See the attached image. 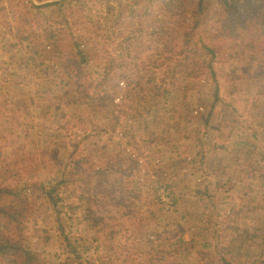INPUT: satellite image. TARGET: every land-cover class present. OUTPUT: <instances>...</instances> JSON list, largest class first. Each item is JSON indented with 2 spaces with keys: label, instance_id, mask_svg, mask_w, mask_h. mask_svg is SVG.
I'll list each match as a JSON object with an SVG mask.
<instances>
[{
  "label": "trees",
  "instance_id": "1",
  "mask_svg": "<svg viewBox=\"0 0 264 264\" xmlns=\"http://www.w3.org/2000/svg\"><path fill=\"white\" fill-rule=\"evenodd\" d=\"M105 5L111 15L117 12L115 19L118 20L122 13L129 11L128 27L125 33H118L120 37L123 35L122 41L118 43V48L113 47L112 50L105 43L112 32L92 17H78L79 22L67 0L40 4L34 0H0V25L21 33L23 40L30 39L36 45L48 48L56 62L65 69L73 91L90 101L96 113L106 117L104 125L99 128L90 132L82 128L80 141L100 138L117 128L120 118L111 109L107 110L105 104L110 101L119 105V102L114 103L115 94L123 88L118 80L114 81L118 73H127L125 91L120 92L123 99H120L121 105L127 107V112L132 111L129 117L138 119L140 131L145 129L149 139L159 119L155 118L150 123L145 114L154 102H159L167 83L182 92L185 106L191 94L209 83L215 87V103L221 100L217 65L221 67L219 70L229 65L227 69L233 74L234 90L251 82L254 88H250L248 93L256 92L258 97L264 98V0H106ZM53 7L58 12H55L56 16H62V19L55 28H45L44 22L49 21L51 16L44 14L43 8ZM137 48L140 50L137 51ZM93 60L103 63L104 72L98 74L97 79L84 80L82 73L88 75ZM157 78L167 82L164 87L157 85ZM160 114L165 116L166 111ZM210 117L211 111L205 122ZM32 119L10 111L7 104L0 108V143L11 147L10 152H17L16 148L23 152L18 155L21 159L16 163L9 161L8 151L0 146V264H47L37 250L28 248L22 242L26 239L22 233L23 221L29 211L25 192L31 188L40 191L39 197L45 198L57 211L55 226L60 245L73 256L76 264L180 263L174 260L172 251L159 252L148 238L145 240L148 246H140L144 242L143 229L149 216L136 218L132 208L135 202L123 191L120 192L122 197L115 196L117 182L120 189L131 180H126V169L112 162L109 156L100 160H93L87 155L72 156L68 162H53L55 165L49 167L44 179L35 174L38 168L25 155L29 151L24 145L30 131L35 128ZM61 127L65 131L64 136L75 134L67 128V124ZM160 134L164 138L163 129ZM40 135L49 143L55 141L51 133L41 132ZM149 141L157 142L156 138ZM246 165L249 164L243 167ZM247 171L246 174L250 172ZM15 172L27 179L9 185L8 181ZM208 184L205 177L204 195L213 199L208 192ZM136 193L135 199L139 198ZM246 196L249 200L253 199L251 195ZM60 207L64 209L60 211ZM119 209L122 213L116 215ZM214 213L215 216H224L220 222L226 228L239 230L236 205L227 214L216 210ZM234 220L237 225H230V221ZM83 223L92 227L94 237L82 233L80 226ZM131 225L139 231L138 234L131 230ZM13 229L20 234L15 235ZM2 230L5 235L9 231L12 233L5 236ZM222 230L213 225L198 231L205 237V241L200 240L202 246L197 249L198 255L212 257L216 264H235L229 258L231 252L224 248ZM120 232L123 235L118 237ZM127 233L136 243L129 248L130 251H127V243L122 239L127 238ZM250 236L259 239L264 247V227H259ZM212 240L213 249L210 247ZM178 243L180 246L187 244L183 237L178 238Z\"/></svg>",
  "mask_w": 264,
  "mask_h": 264
},
{
  "label": "rangeland",
  "instance_id": "2",
  "mask_svg": "<svg viewBox=\"0 0 264 264\" xmlns=\"http://www.w3.org/2000/svg\"><path fill=\"white\" fill-rule=\"evenodd\" d=\"M50 1L55 0H34L36 4ZM67 3L74 8L77 20L84 19V16L85 19L92 17L101 21L112 32L105 43L110 50L118 48L123 38L118 33H125L129 11L122 13L118 20L115 19L117 12L112 15L108 13L106 0H67ZM43 11L51 16L49 21L44 22L45 28H55L62 16H56L58 12L55 7L43 8ZM133 51L136 52V49ZM56 61L48 48L44 49L30 39L23 40L21 33L0 25V108L7 104L10 111L17 112L25 119L33 117L35 128L30 131L24 145L29 151L25 155L38 168L35 174L44 179L53 162H68L72 156L87 155L93 160L109 156L112 162L126 169V180H131L120 189L117 182L115 196L122 197L120 192L123 191L135 202L132 208L136 218L146 214L149 216L143 229L145 236L141 247L148 246L145 242L148 238L159 252L172 251L174 260L179 264H216L212 257L207 258L197 252L202 246L200 240L205 241L198 231L202 227L215 225L223 229V244L231 252V261L235 264H264V247L259 239L250 236L259 227H264V98L258 97L256 92L248 93L254 84H242L234 90L233 74L227 69L229 65L221 70L217 65L221 100L215 103V87L209 83L191 94L185 106L182 92L172 88L171 83L157 78V85L164 87L167 84L159 102H154L148 114H145L150 123L155 118L159 119L149 139L145 129L140 131L138 119L129 117L132 111L127 112V107L121 105L127 73H118L114 81L118 80L123 88L115 94L114 103L119 102V105H113L110 101L105 104L107 110L111 109L119 116L117 128L100 138L97 136L80 141L82 128L89 130L87 132L99 128L104 125L106 117L96 113L90 101L73 91L65 69ZM102 64L101 61H91L88 75L82 73L83 79H97L98 74L104 72ZM232 109L237 111L233 112ZM162 111H166L165 116L160 114ZM209 111L211 117L205 122ZM63 124H67V128L75 134L64 136ZM162 129L164 138L160 134ZM41 132L51 133L55 141L49 143L41 137ZM155 138L157 142L149 143ZM0 146L8 151L9 161H20L18 155L23 153L20 148H16L17 152H10L11 147L1 143ZM244 164L249 165L243 167ZM246 169L250 171L248 174L245 173ZM205 177L213 199L204 195ZM10 179L9 185L27 178L15 172ZM136 192L139 198L135 199ZM25 194L29 211L23 221L22 233L26 236L23 244L37 250L47 264H76L73 256L60 245L55 226L57 211L45 198L39 197L40 191L31 188ZM247 194L253 199L244 197ZM214 205H217L216 208H213ZM235 205L239 210L236 215L238 231L226 228L220 222L224 216H215L214 213L216 210L227 214ZM59 209L62 211L64 208ZM116 213L120 215L122 210ZM229 224L237 225L235 220ZM80 229L85 236H95L88 223H83ZM131 230L139 233L133 225ZM13 231L15 235L20 234L16 229ZM122 235L123 232H120L118 237ZM126 236L128 239H122L127 243V251H130L129 248L134 244L136 246V243L130 233ZM179 237H183L187 244L178 245ZM211 243L213 249L214 240Z\"/></svg>",
  "mask_w": 264,
  "mask_h": 264
}]
</instances>
